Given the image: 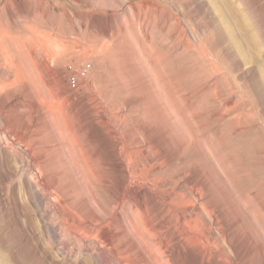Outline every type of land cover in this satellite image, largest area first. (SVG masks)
I'll list each match as a JSON object with an SVG mask.
<instances>
[{
  "label": "rangeland",
  "instance_id": "1",
  "mask_svg": "<svg viewBox=\"0 0 264 264\" xmlns=\"http://www.w3.org/2000/svg\"><path fill=\"white\" fill-rule=\"evenodd\" d=\"M0 148V264H264V0H0Z\"/></svg>",
  "mask_w": 264,
  "mask_h": 264
},
{
  "label": "bare ground",
  "instance_id": "2",
  "mask_svg": "<svg viewBox=\"0 0 264 264\" xmlns=\"http://www.w3.org/2000/svg\"><path fill=\"white\" fill-rule=\"evenodd\" d=\"M1 149V148H0ZM167 200H170L169 198H167ZM170 203V202H169ZM210 223V222H209ZM213 225V224H212Z\"/></svg>",
  "mask_w": 264,
  "mask_h": 264
}]
</instances>
